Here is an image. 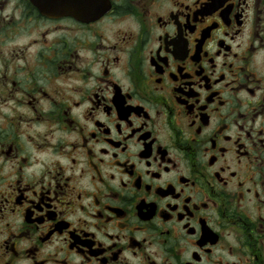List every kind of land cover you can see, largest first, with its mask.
<instances>
[{
	"label": "flooded vegetation",
	"instance_id": "af4514ba",
	"mask_svg": "<svg viewBox=\"0 0 264 264\" xmlns=\"http://www.w3.org/2000/svg\"><path fill=\"white\" fill-rule=\"evenodd\" d=\"M9 4L0 264H264V0Z\"/></svg>",
	"mask_w": 264,
	"mask_h": 264
},
{
	"label": "water",
	"instance_id": "95a60500",
	"mask_svg": "<svg viewBox=\"0 0 264 264\" xmlns=\"http://www.w3.org/2000/svg\"><path fill=\"white\" fill-rule=\"evenodd\" d=\"M39 14L50 19L74 17L76 19H93L102 16L108 10V0H98L97 7H78L79 3L91 0H29Z\"/></svg>",
	"mask_w": 264,
	"mask_h": 264
},
{
	"label": "rangeland",
	"instance_id": "374dc122",
	"mask_svg": "<svg viewBox=\"0 0 264 264\" xmlns=\"http://www.w3.org/2000/svg\"><path fill=\"white\" fill-rule=\"evenodd\" d=\"M7 1L10 2V0H0V16L2 17H5L6 15L13 13V11H11L10 4L7 5ZM17 17L18 19L19 17L24 18L26 17V13L22 10L21 13L17 14ZM25 23L27 22L26 21L22 22L21 28L23 27L22 28L23 30L16 37L10 35V32H11L10 30L9 31L6 30V24L0 25V53L7 54L8 56L10 54L15 55L16 53H18L19 56L21 55L22 57L24 54L20 51H26L29 47H31L30 45L28 47L27 43L29 42V39L33 37V29H31L29 25L27 26V29H24ZM4 29L6 30V32ZM6 35H9V38H10L9 40L6 39ZM26 60L29 61L30 59L26 58ZM21 92L22 91H20L19 89L13 90L12 93L10 94L11 97H9V99L13 100L15 94H17V96H20ZM5 108H8V107L5 106ZM6 113H9V112L6 111Z\"/></svg>",
	"mask_w": 264,
	"mask_h": 264
}]
</instances>
